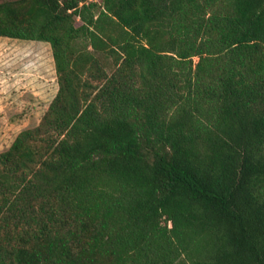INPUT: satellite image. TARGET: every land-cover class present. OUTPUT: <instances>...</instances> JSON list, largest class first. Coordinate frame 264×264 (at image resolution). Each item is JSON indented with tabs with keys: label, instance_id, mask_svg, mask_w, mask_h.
I'll return each instance as SVG.
<instances>
[{
	"label": "trees",
	"instance_id": "1",
	"mask_svg": "<svg viewBox=\"0 0 264 264\" xmlns=\"http://www.w3.org/2000/svg\"><path fill=\"white\" fill-rule=\"evenodd\" d=\"M59 90L0 152V264H264V0H0Z\"/></svg>",
	"mask_w": 264,
	"mask_h": 264
},
{
	"label": "rangeland",
	"instance_id": "2",
	"mask_svg": "<svg viewBox=\"0 0 264 264\" xmlns=\"http://www.w3.org/2000/svg\"><path fill=\"white\" fill-rule=\"evenodd\" d=\"M21 44L9 47L0 41V152L10 147L22 130L41 122L59 87L55 61L52 66L46 60L37 61L38 72L31 73L33 57L23 52ZM24 67L30 84L19 86L18 80L27 79ZM34 80L37 81L33 83Z\"/></svg>",
	"mask_w": 264,
	"mask_h": 264
},
{
	"label": "crops",
	"instance_id": "3",
	"mask_svg": "<svg viewBox=\"0 0 264 264\" xmlns=\"http://www.w3.org/2000/svg\"><path fill=\"white\" fill-rule=\"evenodd\" d=\"M4 41L5 45H9L10 46H14V45H19L21 44V42H25L24 44H21L24 47V53L26 55H32V67L30 68V72H38L35 69L36 66V62H42L44 60L48 61L47 63L52 66L54 57H53V53L51 51V45H50V50H49V42L46 41H41V40H24V39H18V38H11V37H7V36H0V41ZM50 44V43H49ZM55 63V62H54ZM42 68V67H40ZM18 69H13L14 72H16ZM25 67L23 68V72L24 74H27L28 72L26 71ZM57 76V75H56ZM37 81L34 80L33 83ZM57 83H58V78H57ZM18 84L19 86H28L30 84V79L28 80V77L26 80H24V78L22 77L20 80H18ZM59 85V83H58ZM59 90V87H58ZM57 90V92H58ZM57 94V93H56Z\"/></svg>",
	"mask_w": 264,
	"mask_h": 264
}]
</instances>
